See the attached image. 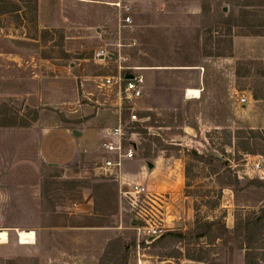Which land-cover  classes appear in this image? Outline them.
<instances>
[{
	"label": "rangeland",
	"instance_id": "obj_1",
	"mask_svg": "<svg viewBox=\"0 0 264 264\" xmlns=\"http://www.w3.org/2000/svg\"><path fill=\"white\" fill-rule=\"evenodd\" d=\"M9 1L20 10L0 15V230L7 233L0 264H264V221L249 262L241 231L264 210V139L249 138L257 154H248L240 143L248 134L239 143L234 136L259 130L264 117V35L251 34L259 27H234L232 56L219 55L229 50L228 24L216 15L221 7L234 16L259 13V0L245 7L224 0H36V9L33 0ZM58 73L74 78L62 79L61 91L51 82ZM84 73L143 76L132 107L149 119L137 127L133 160L147 168L161 156L152 178L138 182L166 194L164 234L179 236L138 238L122 193L132 182L120 173L130 172L127 162L118 176L95 170L101 129L119 116L107 117L114 114L110 101L82 95ZM202 74L210 92L200 108L180 95L202 83ZM78 107L81 118L71 117ZM96 113L98 135L83 145L71 129L81 132V121L90 125ZM199 118L210 126H194ZM193 151L219 160H197ZM168 179L180 186L163 191ZM251 179L258 182L249 185ZM196 219L211 223L205 242L193 237ZM21 230L34 232L32 243L19 242ZM199 248L202 261L185 258Z\"/></svg>",
	"mask_w": 264,
	"mask_h": 264
},
{
	"label": "built area",
	"instance_id": "obj_2",
	"mask_svg": "<svg viewBox=\"0 0 264 264\" xmlns=\"http://www.w3.org/2000/svg\"><path fill=\"white\" fill-rule=\"evenodd\" d=\"M125 22L129 23L127 16ZM96 56H104V51L95 53ZM116 80L119 84L120 92L123 94L128 111L127 117L120 115L113 126L101 129L98 144L99 157L95 162V170H100L103 176H118L117 172L124 163L134 159L139 146L138 126L149 119V117H139L132 104L142 96L144 86L143 76L140 74L131 75L125 83H121L120 76H109L105 78L106 84H111ZM244 101V98H241ZM131 103V105H129ZM123 197L129 206L131 220H135L132 228L138 238L143 240L156 239L163 235L167 228L163 212L166 194L152 193L142 183H129L128 189L124 190Z\"/></svg>",
	"mask_w": 264,
	"mask_h": 264
},
{
	"label": "crops",
	"instance_id": "obj_3",
	"mask_svg": "<svg viewBox=\"0 0 264 264\" xmlns=\"http://www.w3.org/2000/svg\"><path fill=\"white\" fill-rule=\"evenodd\" d=\"M233 46H234L233 47V55L235 56L236 48H235V41L234 40H233ZM55 68L57 69L58 67L56 66ZM61 70H63L62 67H61L60 71ZM84 74L81 75V77H83V78H81V81H80V91H81L82 95H86V96H90L92 98H95V101L97 103H99L100 99H102V98L104 100H106V101H110L111 104L114 106V108H112V111H114V114L107 115V117L113 119V117L116 118L117 114H118V116H120L121 109H122V99H121V92H120L119 84L117 83L116 80H113L111 84H106L105 83V78H107L109 76H116V75H109V74H106V75H98V74L95 75L94 74L93 75V74H87V73H84ZM204 76H205L204 74L201 75L203 80H202V83H200L197 87H187V88H185V91H184L183 95H180V97L182 98V100L184 102H186V104L195 105V106H198L200 108H203L202 106H203L204 102L207 101L206 99L208 97V92H210L208 87L204 84V78H203ZM96 77H99V78L102 77L103 78V80H101L102 82L98 83V81L95 80ZM62 79H67L68 82L71 79V82H73L72 79H74V78H71L70 75L69 76H65V75H62V74L59 75V73L54 75L51 78V82L54 84V86H56V88H54L55 91H59V90L61 91L62 89H65V88L59 86L60 85L59 82ZM192 91H196L197 93L194 94V92H192ZM111 96H112V99H110ZM260 110L262 112H264V100L260 104ZM68 114L71 117H75V118L79 119V118H81V115L83 114V112L80 110V107H78L77 109L70 110L68 112ZM90 119L92 121V123H90V125L86 124V122L83 123L81 121L83 130H81V132L78 131V132H80L79 136L73 134L74 129H71L72 134L75 135L77 141L79 143H81L83 145H87V146H89L90 144H92V145L94 144V140L92 139L90 141V138H92L95 135H98L97 133H98L99 128H100V127L94 128V127H97V125L100 124L98 113H96V115L94 117L90 118ZM208 120H210V119H208ZM210 123L211 122H207L206 119L205 120H200V118H199V120H197V122L194 124V126H196V124L197 125L199 124V127H201V128L202 127H209ZM22 126H27V125H22ZM255 126H256V128L264 129V117L262 118V120L260 122L256 121V125ZM84 129L87 132H84ZM160 158H161V156H159L157 159H154V162H153L154 168L152 170L147 169L140 160L135 159V160L128 161L126 163L127 167H129V169H130V172H124V174L122 172H120V173H121L123 178H126L128 180L129 179L132 180V182H130V183H141V182H138V181L144 182V177L146 179L149 178V180H150L152 178V175H154V172H155L156 168L158 167V160H160ZM121 175H119V176H121ZM99 176L101 177L103 175H99ZM121 179L122 178H119V180H121ZM166 183L167 184H165L161 188L163 191L166 190L167 188H169V186L171 188L180 186V184L177 185V183L175 181H171L169 179L166 181ZM142 184H144V183H142ZM145 186L149 190L150 186L148 187V182L146 183ZM17 236H18V240L20 242L19 231L17 232ZM32 242H33V240H31V242H29V243H32Z\"/></svg>",
	"mask_w": 264,
	"mask_h": 264
},
{
	"label": "trees",
	"instance_id": "obj_4",
	"mask_svg": "<svg viewBox=\"0 0 264 264\" xmlns=\"http://www.w3.org/2000/svg\"><path fill=\"white\" fill-rule=\"evenodd\" d=\"M225 2L231 3L232 5L235 6H248V5H253V3L250 0H224ZM259 5L264 6V0H259V2H257ZM32 8L36 9L37 5H36V0H33L32 2ZM20 10V7L12 1L9 0H0V15L5 14V13H16L17 11ZM227 11V8L224 9V7H221L220 10L217 9L216 10V15L218 16H224L225 15V19L227 20V24H228V29L226 31V35L228 37V39H225V41L228 44V53L226 54H219L222 56H232V32H233V28L234 27H259L258 30H254L253 32H251L252 35H264V10H261L259 13L256 11H239L238 10V14L237 16H234L232 13H228L226 14L225 12ZM126 74H123L121 77V83L124 84L126 81ZM244 134H248V136H246V142H240L242 143V148L241 150L245 151L248 154H257L254 149H251L248 147V139L251 137H261V139H264V129H259V130H255V129H246V130H242V129H237L235 130V137L239 143L240 139H242L244 136ZM193 155L194 158L200 161H206L208 163H211L215 160H219V159H215V158H205L204 156H202L201 154L196 153L195 151H193ZM258 180L257 179H251V180H247V183L249 185H252L254 183H257ZM238 183V181L236 182ZM230 186L229 184H225ZM227 187V186H226ZM264 221V210H262L260 212V215L258 214H253V217H248L245 220V224H242L241 226V231H243L244 233V238H243V245H244V249L246 251V262H249L252 258H253V252L251 251V246L253 244V240H254V231H256V229H258V227L262 226ZM238 223L235 224V228H237ZM211 227V223L207 222V221H203L202 220H197L196 219V226L194 228V230L192 231L193 233V237L195 238V240L200 241L201 238H203V241L205 242L206 236H207V232L208 229H210ZM239 227V226H238ZM165 235V236H164ZM179 236L180 234H177L174 231H170L168 234H163L161 235L160 238L163 239L167 237V236ZM158 238V239H160ZM204 251L199 248L196 250V252L191 251L188 249L185 258L192 260V261H202L203 257H204Z\"/></svg>",
	"mask_w": 264,
	"mask_h": 264
},
{
	"label": "bare ground",
	"instance_id": "obj_5",
	"mask_svg": "<svg viewBox=\"0 0 264 264\" xmlns=\"http://www.w3.org/2000/svg\"><path fill=\"white\" fill-rule=\"evenodd\" d=\"M196 94V91H192ZM190 95V94H189ZM20 243H29L34 239L33 231L21 230L19 231ZM7 241V233L5 230H0V243H5Z\"/></svg>",
	"mask_w": 264,
	"mask_h": 264
},
{
	"label": "water",
	"instance_id": "obj_6",
	"mask_svg": "<svg viewBox=\"0 0 264 264\" xmlns=\"http://www.w3.org/2000/svg\"><path fill=\"white\" fill-rule=\"evenodd\" d=\"M224 9H226V8H224ZM130 77H131V75L126 74V78H130ZM73 134L79 136V135H80V132L74 130V131H73ZM146 166H147V168H148L149 170H152V169L154 168V164L151 163V162H147V163H146ZM132 224H135V220H132Z\"/></svg>",
	"mask_w": 264,
	"mask_h": 264
}]
</instances>
